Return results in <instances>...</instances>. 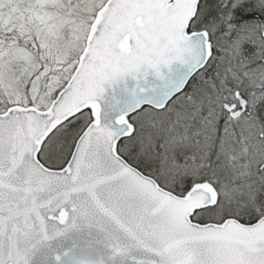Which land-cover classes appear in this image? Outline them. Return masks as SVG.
Listing matches in <instances>:
<instances>
[{"label":"snow or ice","instance_id":"6c2138e0","mask_svg":"<svg viewBox=\"0 0 264 264\" xmlns=\"http://www.w3.org/2000/svg\"><path fill=\"white\" fill-rule=\"evenodd\" d=\"M0 264H264V0H0Z\"/></svg>","mask_w":264,"mask_h":264}]
</instances>
